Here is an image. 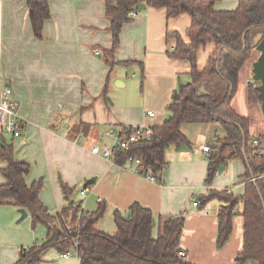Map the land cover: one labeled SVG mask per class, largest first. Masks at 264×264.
I'll use <instances>...</instances> for the list:
<instances>
[{"label":"crops","instance_id":"1","mask_svg":"<svg viewBox=\"0 0 264 264\" xmlns=\"http://www.w3.org/2000/svg\"><path fill=\"white\" fill-rule=\"evenodd\" d=\"M237 3L238 0H217L214 8L231 11ZM48 6L50 16L43 22L41 37L36 38L27 1L0 0V72L3 85L11 89V97L18 103L23 121L21 136L10 141L14 159L30 166L26 185L42 179L39 199L51 213L64 205L60 181L74 189L82 185L91 201L90 205L87 201L86 207L91 209L95 205L86 212H93L100 201L107 203L104 219L97 228L109 235L115 233L113 213L126 214L133 203L152 212V237L157 236L161 219L182 215L179 247L186 253L187 264H236L235 258L242 249L243 218L240 215L233 218L229 238L217 246L219 202L213 199L203 206L192 204L209 191H226L235 196L244 192L242 176L246 163L240 157L231 158L237 150L232 147L224 149L223 162L219 163L211 183H205L210 159L218 154L224 138L217 123L181 125L180 131L189 145L167 148L166 169L157 183L139 175L134 166L127 163L118 166L90 152L96 144L111 142L102 139L106 131L115 132L121 127L150 128L166 119L165 108L172 92L182 79L190 81L189 62L169 57L177 42L175 35L183 42L188 41L185 31L190 17L181 14L167 19L164 9L145 6L139 15L122 25L112 58L142 63L144 81L138 92L126 74L127 67H134L141 75L138 64L116 65L109 72L106 55L112 46V36L104 0H48ZM213 51V43L198 48V71ZM258 56L254 48L238 73L230 100L234 112L248 121L250 139L264 136L261 101L249 100L252 64ZM108 72L107 107L99 96ZM256 86L258 83L253 87ZM195 87L199 93L212 95L217 102L223 100L227 91L226 83L213 75ZM82 108L85 109L81 111ZM147 112L154 116L149 117ZM78 135L80 139L75 143ZM203 146H209V152H203ZM90 179L94 180L87 183ZM86 184L88 188H84ZM81 192L80 196L86 195ZM14 209L13 221L20 217L18 208ZM17 221L16 224L22 222ZM49 253L61 257L49 250L40 264ZM63 261L80 264L77 259ZM244 264L256 262L248 260Z\"/></svg>","mask_w":264,"mask_h":264},{"label":"trees","instance_id":"2","mask_svg":"<svg viewBox=\"0 0 264 264\" xmlns=\"http://www.w3.org/2000/svg\"><path fill=\"white\" fill-rule=\"evenodd\" d=\"M30 24L36 38L41 37L42 25L50 16L48 0H26ZM106 17L110 21L109 30L112 46L106 55L109 72L116 65L138 64L143 79L142 63L134 61H114L112 53L118 45L121 27L131 20L129 12L140 4L155 9H164L167 19L186 14L190 25L185 31L188 39L183 42L178 35L177 42L169 57L185 60L190 64V81L180 84L171 94L166 105L168 116L157 126L148 128V140L132 143L125 151H115L113 163L122 166L129 156L143 155L138 174L148 168L156 178L166 169L165 153L169 146L189 145L180 131L184 124L217 123L224 132L218 154L210 159L205 183L210 184L226 147L237 149L231 158L245 160L246 172L242 176L244 192L240 196L226 191H209L198 200L203 206L210 200L219 202L217 246H222L232 231L235 216L243 218L242 249L235 258L236 264L248 260L264 264V151L250 146L248 121L239 117L230 106L233 98L238 73L251 58L258 43V35L264 37V0H238L231 11H218L214 8L217 0H104ZM214 44V51L208 57L204 67L198 71L196 54L199 47ZM100 98L109 106L108 80ZM217 76L227 86L221 102L210 94L199 93L196 84L209 76ZM259 100L255 87H250L249 100ZM85 108L80 109L81 111ZM74 132L77 127L73 128ZM121 133H134L133 127H121ZM243 149V151H242ZM0 205H10L26 210L32 225L41 224L45 228V237L41 244L34 243L28 248H21L18 260L14 264H40L43 255L53 250L58 254L75 251L80 264H187L178 255L179 235L184 217H168L160 220L158 233L152 237V212L148 208L133 203L126 214L113 213L115 233L106 234L97 228L105 215L107 203L100 201L93 212H86L81 201L72 199L74 188L60 181L64 205L51 213L40 201L39 193L43 181L39 179L29 186L25 177L30 166L26 162L14 159L12 141L0 138ZM86 184L84 188H88Z\"/></svg>","mask_w":264,"mask_h":264},{"label":"built area","instance_id":"3","mask_svg":"<svg viewBox=\"0 0 264 264\" xmlns=\"http://www.w3.org/2000/svg\"><path fill=\"white\" fill-rule=\"evenodd\" d=\"M141 13L139 8L134 9L129 12V17L134 18ZM250 85L255 86L256 82L252 79L249 81ZM11 89L3 85L2 75L0 72V138L10 137L11 139H15L21 136L23 131V121L18 113V103L12 99ZM149 117H153L154 113L147 112ZM134 133L130 135H125L121 133V129L117 131H106L104 132L102 139H109L111 142L101 143L94 145L90 152L94 155H100L104 159L113 162L114 152L121 150L125 151L128 147L139 140H148L150 136V132L148 128L144 127H133ZM80 136H76L74 139L75 143H78ZM250 146L253 148L259 149V153L264 151V136L255 137L251 140ZM209 146H203V152H209ZM143 159V155L133 154L129 156L126 160V163L134 166L136 169L140 166L141 161ZM141 176L145 177L147 180L151 182H156V178L151 173V170L148 168ZM81 194H84L82 191ZM194 206L198 205V201L194 200L192 202ZM178 255L185 259L186 253L181 248L178 252ZM74 256L78 261V254L73 250L64 254H61L63 259H69Z\"/></svg>","mask_w":264,"mask_h":264},{"label":"rangeland","instance_id":"4","mask_svg":"<svg viewBox=\"0 0 264 264\" xmlns=\"http://www.w3.org/2000/svg\"><path fill=\"white\" fill-rule=\"evenodd\" d=\"M126 74L130 81H133L132 85H136L138 92L143 88V81L141 82V75L134 70V67H127ZM137 81V83H136ZM180 84H185L186 81L183 79L179 82ZM116 87V83L113 84ZM166 109V108H165ZM11 138L7 137V141H10ZM2 164L0 163V168ZM2 182L0 176V184ZM82 185H79L74 189L72 199L75 201H81L82 208L86 211H91L95 208V205L90 209L86 207L88 201L89 205V196L87 191L82 188ZM80 191H83L85 196H80ZM15 207L10 205H0V264H13L17 259V252L21 248H26L34 243L41 244L44 238V227L41 224L32 225L31 218H26L19 224H16L17 219L12 220V213L15 211ZM105 216V215H104ZM104 219V217H103ZM76 258L72 256L69 260L74 262ZM43 264H64L63 259L60 255L49 253Z\"/></svg>","mask_w":264,"mask_h":264},{"label":"water","instance_id":"5","mask_svg":"<svg viewBox=\"0 0 264 264\" xmlns=\"http://www.w3.org/2000/svg\"><path fill=\"white\" fill-rule=\"evenodd\" d=\"M141 11L145 9L144 4H140L138 7ZM258 43L255 46V50L259 53L258 58L256 61L252 64V79L258 83V86H256V89L259 93V99L261 101V112L264 116V37H262L260 34L258 35ZM94 179L88 180L87 183H91V181ZM18 213L20 214V217L17 222L22 221L27 217L26 210L20 208L18 209Z\"/></svg>","mask_w":264,"mask_h":264}]
</instances>
